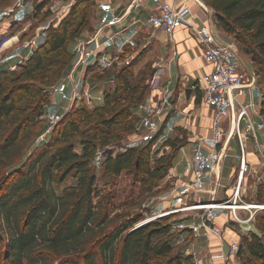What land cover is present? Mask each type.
<instances>
[{"label":"trees","instance_id":"trees-1","mask_svg":"<svg viewBox=\"0 0 264 264\" xmlns=\"http://www.w3.org/2000/svg\"><path fill=\"white\" fill-rule=\"evenodd\" d=\"M12 1L0 0V5L6 7ZM208 3L217 27L234 38L239 52L253 62L263 94L264 120V0ZM76 8L57 28H49L45 43L28 60L0 72V264H183L181 258L164 263L182 234L175 230L179 221L159 218L139 227V218L116 223L113 198L98 187L93 165L101 148L97 142L109 146L116 139L115 131L124 130L121 119L134 115L147 96L146 87L131 85L126 68L106 78L105 73L95 75L92 86L114 80L116 88L105 96L103 106L89 114L78 111L81 122L93 123L94 135L81 131V122L67 123L71 132L80 135L81 152L66 132L61 146L49 144L27 155L33 126L47 113L51 89L74 62L70 46L78 35L69 31V24ZM200 101L199 94L196 102ZM166 144L173 152L157 160L155 167L149 162V147H126L105 160L104 173L119 178L134 168L152 182L160 181L172 167L178 148L171 140ZM73 173L77 185L59 195L56 186ZM244 241L238 253L242 264H248L245 255L264 264V239L251 234Z\"/></svg>","mask_w":264,"mask_h":264},{"label":"built area","instance_id":"built-area-1","mask_svg":"<svg viewBox=\"0 0 264 264\" xmlns=\"http://www.w3.org/2000/svg\"><path fill=\"white\" fill-rule=\"evenodd\" d=\"M191 1L194 0H187L181 6L175 7L168 0H133L128 8V13H132L150 4L147 24L156 29H164L170 38L180 29L190 30L197 44L203 50L206 63L212 66L211 73L204 75L197 81V89L201 92L204 103L214 109L209 150H205L203 147L196 148L193 159L186 165V172L192 175L191 192L195 195L209 194L212 196V200L205 201L198 198L193 204L182 209L184 211H195L197 215L202 214L199 217L200 223L193 221L189 226L185 222L177 223L175 230L182 232L179 238L180 241L185 237H189L191 241L197 240L202 235L207 238L212 235L223 237L226 228L216 222V211H222L225 214L228 225H236L240 228L251 227L260 215L264 217V202L245 200L248 181L251 178H258L261 183L264 181L259 173L258 176H254L258 170L257 165L250 160L248 146L249 141L253 140L255 151L258 154L262 168H264V149L258 140L259 133L264 132V120L263 118L260 121L255 120V117L258 116V110L254 100L255 93L259 92L262 98L263 94L256 78L242 70L237 43L234 41L220 42L217 33L210 24L197 25L191 22L193 16ZM26 2V0H17L14 9L25 7ZM124 19L125 16L115 15L109 22V26H116ZM16 22H18L17 19L10 20L8 22L9 27H13ZM127 28V26L124 27L118 33ZM38 38L35 37L32 42L24 45L32 55L36 51H34V48H36ZM114 39L115 35L106 37L103 41H99L94 37L91 41H97L95 47H90L87 41H79L76 44V62L77 65L82 67L83 72L89 69L91 60H94V66L103 72L114 68L118 61V55H114L110 50L113 47ZM17 40L10 38L8 43H0V59H2L1 57L10 47V44ZM18 56L20 57V65L27 60L21 57L20 54ZM177 57L178 52L173 49L170 56L160 60L157 64L158 69H156L150 81L151 90L158 91L159 95L153 98L149 104L140 106L144 114L136 125V129L137 131H140L142 127L144 129L143 140L146 147L151 149V160L156 159L157 161L165 158L166 153L172 149L163 140L161 133L163 118L166 117L167 112L172 107L171 86L173 82L167 76V68L175 62ZM129 63V60H127L126 64ZM59 93L63 100L73 101L75 99L78 102L83 99L91 107H95V102L101 99L93 96L89 88L80 92L79 84L73 87L71 96L61 91ZM45 117L48 126L46 135H49L63 117L48 112ZM200 140L204 142V139ZM233 141L238 145L239 155L238 168L230 184L232 192L225 199L217 201L215 200L216 195L221 189L225 188L221 181L222 167L229 156ZM116 155L117 153L110 147L99 148L95 155L94 168L102 169L105 160ZM208 183L210 189L207 188ZM255 196L258 197L259 194ZM168 214L164 213L160 217ZM160 217L147 218L136 227L150 223ZM240 248V242H233L230 245L231 255H237ZM191 255H193V264H202L196 252H192Z\"/></svg>","mask_w":264,"mask_h":264},{"label":"crops","instance_id":"crops-1","mask_svg":"<svg viewBox=\"0 0 264 264\" xmlns=\"http://www.w3.org/2000/svg\"><path fill=\"white\" fill-rule=\"evenodd\" d=\"M16 1L17 0H13L4 9V18L0 20L1 32L2 30H8V22L12 19L18 20V16L23 10L26 12H33L36 8V5H34L35 0H26L25 7L15 10L14 5L16 4ZM132 1L133 0L98 1V7L96 8L97 11L99 10L100 12V18L96 17V30L92 36L88 37L85 41L89 42L90 47H95L97 46V41H91L94 37L99 41H103L106 37L115 35L113 47L110 50L114 55H118V59L121 55L125 54V52L129 53V57H136L140 53L145 52L146 59H158L156 64H158L163 58L170 56L173 49L177 50V59L167 68V76L171 78L173 82L171 86L172 107L167 112L166 117L163 118L161 136L166 143L168 140H178V142L183 141V143H181L175 151L172 167L164 178L160 180L158 189H161L162 187L167 189L161 193L160 197H158L159 203L154 207V212L157 214L161 212L169 213L166 216H170L172 222H185L188 226L191 225L193 221L200 223L201 221L199 220V217L202 213L197 215V212L195 211H184L182 209L193 204L198 198L205 201H211L212 196L209 194L195 195L191 192L190 183L192 181V175L191 173L186 172V165L193 159V154L196 148L203 147L205 150H209L210 140L212 138L214 109L204 103L202 94L197 89V85L193 88V92L189 99L186 97L185 91L188 87L189 80L195 79L198 81L204 75L211 73L212 66L206 63L203 57V50L197 44L190 30L185 28L180 29L176 31L172 38H170L164 29H156L147 24V17L151 8L150 4L141 10L128 13V8ZM168 1L175 7L181 6L183 3L187 2V0ZM40 2L41 1H38V3ZM190 5L193 8L192 23L197 25L203 23L210 24L217 33L220 42H229L228 37L230 36L217 27L216 16L213 9L209 6L208 0H194L191 1ZM115 15L125 16V19L116 26H109V22ZM126 26L128 27L126 30L118 33ZM216 28H218L220 33L216 31ZM37 34L39 35V33ZM44 43H41V46ZM137 48H139V51L135 53ZM18 54L27 60L32 56L30 51L26 48L19 51H11L10 59L3 55L1 57L2 59H0V72L14 70L20 66V57ZM117 64L118 62H116L114 68H116ZM89 66V69L86 72H83L82 67L77 65L75 60L64 77V83H67L66 86L71 83L72 86H70V88H72V90L76 84H79L80 92H82L83 89L86 90L89 88L93 96L101 98L99 101L95 102V107H100L104 105L105 96L116 88V82L114 80H108L101 82L96 86L89 85L86 81V78L89 77L87 73L90 69L97 68L94 66V60L90 61ZM97 69L100 70L99 68ZM77 75L79 82H76ZM257 93L254 94V100L258 110V116L255 117V120L260 121L262 119L261 104L263 98L261 99L260 104L257 103ZM199 94L201 95V101L198 103L196 102V99ZM158 95V91L150 90L148 97L145 98L140 106L149 104L151 100L158 97ZM137 113L139 118L144 114L140 107L138 108ZM143 131V127L140 131H137L136 129L135 134L129 136L130 143H134L131 147H139L136 144H142L139 148L146 147L143 140ZM200 139H204V142ZM258 140L264 149V132L259 133ZM234 143L237 145V143L233 141L231 150L233 149ZM248 146L250 160L253 164L257 165L258 171H256L254 176H258L259 173L264 179V168H262L258 154L255 151L254 141H249ZM225 164L226 160L222 167L221 181ZM236 169L237 167L234 166L231 182ZM230 184V182L228 183V186L223 184L225 186L224 191L221 189L216 195L215 200L221 201L231 195L232 191ZM207 188L210 189L209 183ZM216 217V222L226 228L224 236L219 237L217 235H212L210 238H207L202 235L197 240L191 241L190 246L187 247V254L192 257L193 261V255L191 254L192 252H196L201 259L202 264H240L238 254L231 255L230 249V245L233 242H239L241 238L240 230L236 228V225H228L227 217L222 211H216ZM253 233L256 234V232Z\"/></svg>","mask_w":264,"mask_h":264},{"label":"rangeland","instance_id":"rangeland-1","mask_svg":"<svg viewBox=\"0 0 264 264\" xmlns=\"http://www.w3.org/2000/svg\"><path fill=\"white\" fill-rule=\"evenodd\" d=\"M38 1L41 2L38 3ZM98 1L100 0H50L49 4L45 5L46 0H35L34 5H36V8L33 10V12H26L23 10L18 16V22H16L13 27L10 26L8 30H2V32L0 29V43H8L10 38L18 39L17 41H14L10 44V47L3 54L4 57L10 59L11 51H19L23 48L25 49V43L32 42L35 37H39L37 39L36 48H34V51L37 50L41 46V43H44L47 39V31L49 28H57L63 20H66L70 17V13L75 7H77L73 16H71V22L69 24V31L78 35V38L74 39L70 46L72 53L75 54L76 43L79 41H85L88 37H91L96 30L95 19L96 17L100 18V12L99 10L97 11L96 8L98 7ZM4 9L5 6L0 5V20L4 18ZM216 31L220 33L218 28H216ZM37 33H39V36ZM228 41L235 42V39L228 37ZM138 51L139 48L136 49L135 53ZM128 55L129 53L125 52V54L120 56L117 61L118 64L116 65V68L106 70L104 72L98 70L97 68L90 69L87 73L89 77L86 75L87 83L92 85L96 74L102 75L105 73L102 76L103 78H106L109 75H114L115 73L121 71V69L126 68L127 79H129L133 87L147 88V98L151 90L150 81L156 69H158L156 64L158 59H146L145 52L140 53L136 57H129ZM239 55L242 70L254 76L258 82L259 78L251 58L244 53L239 52ZM75 60L76 56L74 57V61ZM127 60H129V64H126ZM64 80L65 78L58 85H56L55 88L51 89L50 104L46 109V112L49 114H58L63 118L60 122H58L56 127L52 129L49 135H46L48 126L45 116H43L41 121L33 126L34 134L32 141L28 144V153L26 152L27 155L33 151H38L42 147L49 144H54L55 148L61 146L67 139L65 137L66 134L69 135V141L75 144L76 151H82L80 135L71 132L67 127V123H80L81 114L78 111H85L89 114L95 110V107H91L81 99L78 102L75 101V99L73 101L62 100L59 94L60 91L67 94L68 96L72 95V88H70L72 84L70 83L66 86L67 83H64ZM76 80V82H79L78 75ZM259 94L260 93L258 92L256 100L257 103L260 104L262 97ZM139 119L140 118L138 117L137 111L128 119L122 118L121 127H124V130L118 129L115 131L116 133L114 135L116 136V139H113V142L107 147L114 149L115 153H119L124 148L133 146L134 143H130L129 136L135 134L136 125ZM81 131H84L87 135H94L96 133V130H93V123L85 124L84 121L81 122ZM99 137L100 139H103L100 133ZM173 142L177 147L183 143V141L178 142V140ZM97 145L98 147H102V144H100L99 141L97 142ZM136 145L140 147L142 144ZM172 152L173 151L171 149L166 153L165 157L169 156ZM238 155L239 149L234 143L233 149L226 159L225 169L223 172L222 183L225 184V186H228L229 182L231 183V176L234 166L238 168ZM24 159L26 158L24 157ZM149 162L151 167H155L156 159L151 160L149 158ZM94 173L97 176L98 187L102 194L109 193L108 195H111L113 198L112 217L115 219L116 223H119L122 220L124 221L138 218L140 219V223L147 218H152L155 216L160 217V215L164 214V212L158 214L154 212V207H156L159 203L158 197H160L161 193L167 189L165 187L158 189L160 181L152 182V180H149L148 176H146L144 172H137L134 168H132L130 171L124 172L119 178L106 176L103 168H94ZM77 183L78 181L76 174L73 173L68 177L65 183L56 186L57 193L61 195L63 194L64 189L76 186ZM152 186L154 187L151 189ZM261 187L264 188V181L261 183L259 182L258 178H251L246 185L245 200L250 202L256 200L264 202V189L261 199L255 196L259 193ZM222 191H224V189ZM160 218H163L165 222L171 221L170 216H164ZM116 223L114 225H116ZM114 225H112L111 228ZM236 228H238L241 232V238L239 240L240 246L242 244L245 246L244 239L249 237V235L254 234L253 232H256V235L258 234L259 237L264 239V217L261 215L258 217L256 223L251 227L240 228L238 226ZM179 238L174 244L173 253L164 260V263L171 261V259L181 258L180 260H183V264H193L192 257L187 254V247L190 246L191 239L189 237H185L180 241ZM245 258L248 264H261L260 261L249 258L248 255H245ZM239 263L242 264L241 259L239 260ZM53 264H57V262H54Z\"/></svg>","mask_w":264,"mask_h":264},{"label":"water","instance_id":"water-1","mask_svg":"<svg viewBox=\"0 0 264 264\" xmlns=\"http://www.w3.org/2000/svg\"><path fill=\"white\" fill-rule=\"evenodd\" d=\"M196 85H197V80H195V79H191V80H189V82H188V87H187V89H186V91H185V93H186V97H187L188 99L191 97V94H192V92H193V88H194Z\"/></svg>","mask_w":264,"mask_h":264}]
</instances>
